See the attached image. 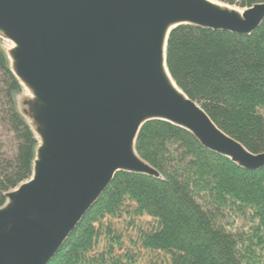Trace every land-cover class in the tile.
I'll return each instance as SVG.
<instances>
[{
    "label": "water",
    "instance_id": "1",
    "mask_svg": "<svg viewBox=\"0 0 264 264\" xmlns=\"http://www.w3.org/2000/svg\"><path fill=\"white\" fill-rule=\"evenodd\" d=\"M264 3L217 0H0V40L29 94L19 104L38 146L28 181L0 208V264H48L116 173L158 178L135 151L140 128L161 121L246 171L264 168L219 130L166 68L182 25L241 36Z\"/></svg>",
    "mask_w": 264,
    "mask_h": 264
},
{
    "label": "trees",
    "instance_id": "2",
    "mask_svg": "<svg viewBox=\"0 0 264 264\" xmlns=\"http://www.w3.org/2000/svg\"><path fill=\"white\" fill-rule=\"evenodd\" d=\"M1 42L0 208L30 179L38 146ZM166 68L219 130L252 154L264 150V20L248 36L179 26ZM135 151L159 177L116 173L48 264H264V168L243 170L161 121L140 128Z\"/></svg>",
    "mask_w": 264,
    "mask_h": 264
},
{
    "label": "rangeland",
    "instance_id": "3",
    "mask_svg": "<svg viewBox=\"0 0 264 264\" xmlns=\"http://www.w3.org/2000/svg\"><path fill=\"white\" fill-rule=\"evenodd\" d=\"M2 47L6 50L7 48H9L11 45L10 43L6 42V41H2ZM29 94L26 90H23V93L21 94V96L17 99V102H18V106L20 104V101L22 100V98L24 97H28ZM0 133L4 134V132L2 131L1 127H0ZM3 140H4V144L6 146V149L10 152L13 148V141L11 139V137L9 136H3Z\"/></svg>",
    "mask_w": 264,
    "mask_h": 264
}]
</instances>
